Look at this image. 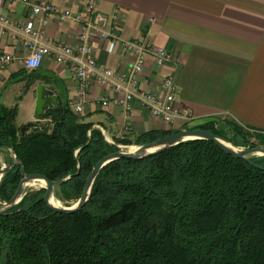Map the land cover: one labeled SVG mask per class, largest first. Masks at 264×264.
I'll return each mask as SVG.
<instances>
[{"label": "trees", "instance_id": "obj_1", "mask_svg": "<svg viewBox=\"0 0 264 264\" xmlns=\"http://www.w3.org/2000/svg\"><path fill=\"white\" fill-rule=\"evenodd\" d=\"M17 114L18 105L0 104V153L11 151L7 164L17 158L27 173L53 180L75 174L57 187L66 199L81 196L92 169L118 144L179 130L151 129L112 143L69 102L25 131ZM197 127L242 146L264 144V133L231 119ZM22 178L20 164L2 176L0 201L12 198ZM45 194V187L29 191L0 215V264H264V155L247 160L211 140L189 139L110 162L76 213L54 211Z\"/></svg>", "mask_w": 264, "mask_h": 264}, {"label": "crops", "instance_id": "obj_2", "mask_svg": "<svg viewBox=\"0 0 264 264\" xmlns=\"http://www.w3.org/2000/svg\"><path fill=\"white\" fill-rule=\"evenodd\" d=\"M49 1L61 8L85 12L89 0ZM95 1L97 9L109 16L120 11L121 20L112 30L121 38L173 52V61L166 65H158L149 55L140 77L143 88L162 93L163 78L172 73L179 85L176 105L188 109L193 120L226 116L264 133V0ZM4 11L13 25L0 35V49L25 56L27 49L19 23L35 18V14L30 5L20 0L7 2ZM80 31L79 22L52 18L49 43L77 45ZM91 41L101 65L124 73L129 69L135 54L120 41L113 52H109L107 40L94 35ZM41 86L46 114L56 104L78 97L74 73L53 57H46L36 69H28L18 60L0 68V102L9 107L18 105V126L45 119L36 117ZM105 95L111 99L107 106L100 102ZM117 96L92 84L78 114L94 122L111 141L126 134L166 128L140 101L127 113L118 104ZM187 124L184 118H178L173 129Z\"/></svg>", "mask_w": 264, "mask_h": 264}, {"label": "built area", "instance_id": "obj_3", "mask_svg": "<svg viewBox=\"0 0 264 264\" xmlns=\"http://www.w3.org/2000/svg\"><path fill=\"white\" fill-rule=\"evenodd\" d=\"M11 1L15 0H0V35L9 31L13 25L11 17L4 11V6ZM20 1L30 5L35 14V18L30 17L19 23L27 54L17 56L0 49V68L18 60L28 69H36L46 57H53L56 62L66 65L77 79L78 97L69 102L76 113L82 112L88 89L92 84H96L104 90L117 93V102L127 113L133 110L136 101H140L166 128H173L178 118H184L189 124L193 120L188 109L176 105L179 85L174 74L168 73L164 76L162 93L143 88L140 77L144 73L149 55H153L158 65H166L173 61V52L166 47H155L121 38L112 30L116 29L121 20L119 10L109 16L97 9L95 0L88 1L85 12L61 8L49 0ZM52 18L59 21L74 20L81 24L77 45L64 42L49 43L48 27ZM94 35L108 41L109 52H113L120 41L127 51L135 54L125 73L99 63L91 41ZM110 100L107 95L100 98L104 106H107Z\"/></svg>", "mask_w": 264, "mask_h": 264}, {"label": "water", "instance_id": "obj_4", "mask_svg": "<svg viewBox=\"0 0 264 264\" xmlns=\"http://www.w3.org/2000/svg\"><path fill=\"white\" fill-rule=\"evenodd\" d=\"M42 89H43V86H41L39 90V99H38L37 113H36V117L38 119H42L46 116V112H45L46 100L41 94ZM54 100L56 101L57 97H54ZM57 106L58 105L56 104L54 108ZM211 121L220 122L221 118L218 116H210V117H205V118H200V119H194L190 122L188 127H183L177 131L170 133L169 135L165 137L157 138V139H154L152 141H149V142H146L140 145H125L124 146V145L118 144L119 146L118 150L104 155L97 162V164L95 165V167L92 169V171L87 177V180L84 184L83 192L80 198L72 206L55 205L52 203V199L56 198L57 187L61 183L69 179L70 177L74 176L75 174L69 175L68 177L60 179V180H53L43 173H27L25 171L24 164L20 162L17 158H15L9 164H3L0 161V180L2 176L12 166L16 164H20L21 171L23 174V178L20 182V185L17 191L15 192V194L12 196V198L6 202L0 201V215L6 214L12 207H14L16 204H18L22 200V198L26 194V187L33 181H42L46 184L44 186L46 188L45 200L48 206L52 208L54 211L61 212V213H76L85 206V204L90 198L91 190H92L96 177L98 176L101 169L104 168L106 165H108L110 162L116 159H120V158H128V159H136V160L146 158V157H149L153 154L166 150L167 148L171 146H174L176 144H179L189 139L201 138V139L211 140L214 143H216L220 148H222L224 151H226L227 153L232 154L236 157L247 159V160H251V157L254 155H264V144H259V145L251 146L247 148H239L236 145L228 143L220 135L214 132H211L209 130L197 127L198 125L211 122ZM28 125L29 124H25L22 130L25 131ZM109 141L112 143H115L114 141H111V140Z\"/></svg>", "mask_w": 264, "mask_h": 264}, {"label": "rangeland", "instance_id": "obj_5", "mask_svg": "<svg viewBox=\"0 0 264 264\" xmlns=\"http://www.w3.org/2000/svg\"><path fill=\"white\" fill-rule=\"evenodd\" d=\"M0 104H4V103H1ZM5 105V104H4ZM220 118H226L228 120H230L229 117H226V116H220ZM189 125V124H188ZM230 137V136H228ZM107 138L110 139V137L107 135ZM224 138V137H223ZM228 143L230 144H233V145H236L238 146L239 148H247V146H242V145H239L227 138H224ZM253 140H255V137H253ZM256 141V140H255ZM11 157H13V154L11 153V151H5L3 153H0V161L3 163V164H7L8 163V160L11 159ZM38 183V184H37ZM46 184L42 181H33L32 183H30L27 187H26V193L29 192V191H33V190H36V189H39V188H42L44 187ZM57 192H58V196H56V199H58L62 205H65V206H72L74 205L78 199L80 198L79 196H75L71 199H66L64 198L61 193H60V189H57Z\"/></svg>", "mask_w": 264, "mask_h": 264}, {"label": "bare ground", "instance_id": "obj_6", "mask_svg": "<svg viewBox=\"0 0 264 264\" xmlns=\"http://www.w3.org/2000/svg\"><path fill=\"white\" fill-rule=\"evenodd\" d=\"M52 203L55 204V205H62L61 202L58 199H56V198L52 199Z\"/></svg>", "mask_w": 264, "mask_h": 264}]
</instances>
